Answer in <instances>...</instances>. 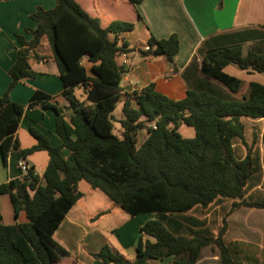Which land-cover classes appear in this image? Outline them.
Here are the masks:
<instances>
[{
	"label": "trees",
	"instance_id": "1",
	"mask_svg": "<svg viewBox=\"0 0 264 264\" xmlns=\"http://www.w3.org/2000/svg\"><path fill=\"white\" fill-rule=\"evenodd\" d=\"M9 1V0H0ZM116 2L117 0H109ZM141 20L137 6L142 0H122ZM120 10L124 12V8ZM36 23L25 29L26 41L16 35V58L9 69L12 79L0 97V152L5 163L9 154L19 152L26 159L45 152L48 162L39 178L33 167L27 174L0 184V196H9L14 218L25 220L13 226L1 224L0 264H63L71 260L52 238L71 207L81 198L78 184L86 182L92 190L103 192L116 207L130 216L150 214L154 218L139 228L135 259L125 260L104 246L93 257L103 264H151L172 258L171 264H196L204 248L214 246L220 264H240L224 241V232L216 236L192 233L186 236L172 230L170 218L205 209L224 200L232 207L264 209V200H244L250 180L260 172L258 153L247 148L238 158L237 142H244L242 118L264 120V86L250 83L248 93L233 99L241 81L223 72L229 65L246 72L264 74V38L257 40L245 54L242 42L201 51L200 75L213 80L187 88L181 100H170L157 92L153 84L124 94L121 80L125 71L117 63L127 53V43L118 36L130 33L133 22L101 18L87 12L78 0H55L50 10L37 7L29 16ZM248 41V40H243ZM46 42L53 54L70 115L49 104L50 96L34 91L26 107L10 101L8 92L19 80L32 79L29 59L34 49ZM149 50L143 57H164L173 65L179 50L175 34L164 39L149 35ZM260 45L262 48L260 49ZM256 50H254V49ZM86 58L87 71L81 64ZM221 87H224L225 90ZM81 88L85 101H79L74 89ZM121 104L120 138L112 133L111 112ZM51 108L55 113L54 132L59 138L51 146L47 137L34 127L28 128L35 144L19 149L15 138L25 108ZM193 129L184 138L178 128ZM146 138L139 143V132ZM264 148V129L261 135ZM200 227L203 223H198ZM143 236L154 243L143 241Z\"/></svg>",
	"mask_w": 264,
	"mask_h": 264
},
{
	"label": "crops",
	"instance_id": "2",
	"mask_svg": "<svg viewBox=\"0 0 264 264\" xmlns=\"http://www.w3.org/2000/svg\"><path fill=\"white\" fill-rule=\"evenodd\" d=\"M78 2L87 12L101 18L104 24L112 20L133 22V30L130 33L118 36L119 42L127 43V53H123L127 63H122L120 55L117 57L119 67L125 71L120 84L123 94L121 101L124 99V94L141 90L150 84L154 85L157 92L175 101L183 99L187 88L191 89L196 84L204 85L210 81L216 85L217 82L207 80L200 75L201 51L242 42L243 52L246 46L253 47L259 42L251 41L248 33L252 32L255 34L254 37L264 38V0H142L137 6L141 20L134 19L133 9L122 0L116 2L78 0ZM54 6L55 0L0 1V97L12 81L9 69L15 61L18 48L15 36H23L29 41L30 35L25 29L36 27V23L29 16L37 7L50 10ZM121 7L124 8V12L120 10ZM150 34L156 39H164L172 34L178 37L179 50L173 65L164 57L141 55L140 52H145L144 47L149 48L147 41ZM33 54L36 57L30 58L28 64L34 76L32 79L19 80L10 88L8 92L10 101L26 107L33 92L38 90L50 96L49 104L61 108L67 118L70 112L66 109L68 104L62 96L63 88L49 45L46 42L40 44L34 49ZM81 64L87 71L89 70L90 64L86 58L82 59ZM243 73L245 76L253 77L255 72L243 71ZM240 81L239 92L230 94L233 99L240 100L246 96L250 83L261 84L256 80ZM221 88L225 90L224 87ZM77 91L82 89L75 88L74 93ZM121 104L122 102L118 103L120 107ZM54 119L55 113L51 108L45 109L39 105L32 109L25 108L15 133L19 149H28L35 144L28 133L30 126L45 135L51 146H57L59 138L54 132ZM245 120L254 124L260 121L264 123V120L242 118L243 123ZM21 161L28 167L35 168L32 160L27 161V158L23 160L19 152L10 153L4 163L0 152V184L22 175L17 169V164ZM81 194V198L67 212L52 236L53 240L71 257V260L63 264H103L93 255L104 246L132 262L135 259L139 228L154 217L148 214L130 216L113 205L103 192L92 190L89 186ZM11 215L14 217L9 196L1 195V224L13 226L24 221L23 214H20L17 220L15 218L13 220ZM188 215L191 214L170 218L172 230L181 234H184L186 229L196 231L199 224ZM202 226L203 224L200 229ZM246 227H248L247 223ZM198 232L206 233V230L203 228ZM142 238L143 241L154 243V239L150 237ZM237 241L239 249L243 252L244 247L241 245L246 241ZM226 244L236 259L237 254L232 250L230 241L228 240ZM209 251L210 255L207 257L203 253L196 264H219L217 250L214 248ZM171 261L172 258H165L152 261L151 264H171Z\"/></svg>",
	"mask_w": 264,
	"mask_h": 264
},
{
	"label": "rangeland",
	"instance_id": "3",
	"mask_svg": "<svg viewBox=\"0 0 264 264\" xmlns=\"http://www.w3.org/2000/svg\"><path fill=\"white\" fill-rule=\"evenodd\" d=\"M255 47H258V45ZM261 48L262 46L260 45V49ZM250 49H252V46H246L243 54ZM224 72L242 81L256 80L260 81L259 83L264 85V74L254 73L253 77L245 76L243 71L234 65L228 66ZM74 95L79 101H85V96L82 91H77ZM110 115L113 119L112 133L117 138H120L121 128L117 121L122 118L121 107L117 104ZM244 127L245 144L243 145L240 142L235 144V156L242 158L245 155L247 148H250L252 152L258 153L260 161V172L250 180L244 195V200L247 202L262 201L264 200V148L261 142V135L264 129V123L260 121V123L254 124L245 120ZM177 131L184 138H191L194 134L193 129L185 125L179 126ZM145 137V130H141L139 132V143H141ZM29 159H31L32 163L35 164V174L39 176V178H42L48 162L47 153L36 152L29 155L27 157V161H29ZM78 189L81 193L84 190H87V183L84 181L80 182L78 184ZM233 202L238 201L224 200L220 203L212 204L205 209H196L189 212L188 214L191 215L188 216L193 218L195 222H203V226L202 229H200L201 227H198L196 231L193 229H186L183 235L191 236L192 233L203 230L204 228L206 233L202 234H211L216 236L220 230H223L224 241L225 243H227L228 240L230 241V244L233 246L232 250L237 254L235 256L236 260L239 261L240 264H264V209H250L245 207L235 208L232 207ZM11 217L14 220L12 215ZM246 223L248 224V227H246ZM242 233L244 235H242ZM237 240L246 241V243L241 245L244 247L243 252L239 249ZM214 248V246L204 248L203 250L205 251H201L200 257L203 253L208 257V255H210L209 249Z\"/></svg>",
	"mask_w": 264,
	"mask_h": 264
},
{
	"label": "built area",
	"instance_id": "4",
	"mask_svg": "<svg viewBox=\"0 0 264 264\" xmlns=\"http://www.w3.org/2000/svg\"><path fill=\"white\" fill-rule=\"evenodd\" d=\"M149 48L146 46L144 47V51H148ZM120 56L122 57V63L126 64L127 63V58L124 54H120ZM18 168L19 171L21 172L22 175H26L27 174V170H28V166L24 163V162H19L18 163Z\"/></svg>",
	"mask_w": 264,
	"mask_h": 264
},
{
	"label": "water",
	"instance_id": "5",
	"mask_svg": "<svg viewBox=\"0 0 264 264\" xmlns=\"http://www.w3.org/2000/svg\"><path fill=\"white\" fill-rule=\"evenodd\" d=\"M1 159H2V162H3V158H2V156H1Z\"/></svg>",
	"mask_w": 264,
	"mask_h": 264
}]
</instances>
